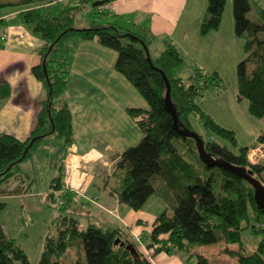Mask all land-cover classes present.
Instances as JSON below:
<instances>
[{"label":"trees","instance_id":"16d2710c","mask_svg":"<svg viewBox=\"0 0 264 264\" xmlns=\"http://www.w3.org/2000/svg\"><path fill=\"white\" fill-rule=\"evenodd\" d=\"M24 1L0 3V7ZM95 1L48 0L41 5L29 6L10 19L12 23H22L45 41L41 51L42 61L33 67V72L43 81L47 96L42 101L37 124L26 140L0 133V196L9 192L7 184L17 175L14 168L30 157L32 149L43 138L55 136L67 143L73 141V113L65 97L68 73L63 60L57 55L66 49L69 38L97 39L118 52L117 70L127 77L149 104L147 108L129 110L133 116L140 118L138 122L144 136L138 144L123 152L119 166L124 172L120 180L112 184V193L117 194L120 202L139 209L158 192L156 178L166 179L169 190L175 188V198L158 215L147 237V247L155 252L171 253L189 249L196 243L213 244L222 239L227 251L238 257V264H264V208L255 200L254 187L230 170L204 163L199 156L197 141L179 132L171 112L166 108L167 82L164 73L171 82V95L180 127L195 130L190 119L195 114L208 132L227 138L238 146L235 130L217 122L200 103L199 98L208 79L198 69L190 82L174 75V69L185 59L173 43H168L161 55L156 60L152 59L151 63L147 52L153 37L146 32L124 29L108 21H94L88 27H76L77 12ZM226 1L211 0L201 23L202 34L219 29ZM98 7H95V13L104 14ZM251 10V0H234L236 34L244 38L245 47L250 51L248 57L238 64L239 92L249 100L251 113L264 118V35L261 37L264 23L250 19L248 14ZM259 13L264 18L263 7ZM250 64L253 67H249ZM176 138H183L188 148L196 153L198 161L208 170L207 175H201L197 165L184 155L174 143ZM260 142H264V131L253 146L242 145L236 151L217 139L205 141L210 154L251 169L254 176L263 181L264 164L253 163L249 158L250 149ZM60 168L62 170L63 166ZM63 176L61 172L53 179L54 189L48 194L49 200H56V191L61 189ZM217 177L221 178V191L218 194L215 191ZM20 189L23 187L14 191L21 192ZM166 193L165 196L172 200L173 192ZM62 205L63 212L55 217L39 264H63L62 256L77 238L81 239L85 253L79 257L77 264H154L121 228H102L94 223L85 228L76 213L68 207V201ZM5 206L6 202L0 198V212ZM251 215L260 220L253 224V228L262 234V239L255 251L248 252L243 242V232L252 225ZM217 229L221 230V236ZM117 239L120 241L117 242ZM127 240L137 247L139 254L128 249L127 243L122 244ZM237 243L238 249H230ZM197 262L209 264V259L198 253ZM0 264H32L26 250L7 234L1 221Z\"/></svg>","mask_w":264,"mask_h":264},{"label":"crops","instance_id":"0c3cea01","mask_svg":"<svg viewBox=\"0 0 264 264\" xmlns=\"http://www.w3.org/2000/svg\"><path fill=\"white\" fill-rule=\"evenodd\" d=\"M110 3L111 7L104 11L109 14L101 15L103 22H112L138 33L146 32L153 37L149 50L157 58L168 43H173L184 59L191 63L190 66L196 67L194 73L198 69L207 76L210 72L225 71L224 62L229 49L232 50L228 39L232 41L239 36L233 28L223 31L222 27L208 34L201 33L200 23L209 10L211 0H111ZM23 9L0 14V36H5L4 42L0 43V133L26 140L37 124L47 89L33 72V67L42 61L41 51L45 41L22 23L10 22ZM85 25L88 27L91 23ZM69 47L67 44L69 56L65 68L69 84L65 97L73 113L74 134L63 156V168L57 174L62 172L64 175L58 195L68 201L69 208L71 205L83 207L82 211L88 212L91 223L102 228H121L131 239L141 236L144 239L142 232H135L116 213L122 202L117 194L112 193L111 187L124 172L119 166L123 152L134 146L125 148L124 144L139 138L142 140L144 136L138 122L140 118L133 116L129 110L148 106L131 101L137 88L117 70L118 52L115 49L97 39L82 38L74 40ZM173 73L175 75V70ZM96 141H103L104 147H97ZM99 178L103 183L99 182ZM12 179L7 184L9 192L1 196H17L27 190L23 186L21 192L14 191L17 187H14ZM52 185L53 181L46 194L47 199L54 189ZM92 186L105 190L104 194H89ZM93 204L111 216L94 220ZM112 216L124 225L118 226ZM145 244L139 249L154 263L153 254L156 252Z\"/></svg>","mask_w":264,"mask_h":264},{"label":"rangeland","instance_id":"374dc122","mask_svg":"<svg viewBox=\"0 0 264 264\" xmlns=\"http://www.w3.org/2000/svg\"><path fill=\"white\" fill-rule=\"evenodd\" d=\"M17 1L18 0H0V3ZM46 1L48 0H26L16 5H3L0 7V14L17 8L26 9L29 6L41 5L46 3ZM69 1L75 2V0ZM251 5L252 10L248 14L249 18L264 23V18H262L259 13L264 5V0H251ZM101 6L102 5L98 7V10H100ZM107 11H103L104 14L108 15L109 13ZM102 19L103 17L101 15L95 13V6L93 3H90L77 12L75 26L85 27V24L93 23L94 21L101 22L103 21ZM201 23L199 27L200 30ZM235 27L234 0H227L224 6L220 28L223 31L233 28V31L236 32ZM263 35L264 32H262L261 37H263ZM78 38L79 37L69 38L67 40L68 46L71 47L73 41ZM235 40L233 39L231 41L228 39V46L231 45L232 50L230 51L229 49L228 57L226 56L224 62L225 71L220 73L210 72L205 76V79H208V84L203 88V94L199 100L205 111L211 114L217 122L229 129L235 130L238 146H235L227 138L215 136V133L211 131L208 132L203 122L195 114L192 115L190 119L195 131L202 134L205 141L217 139L236 151L242 145L253 146L257 143V141H254L258 139V134L264 130V118L255 117L250 111L249 100L240 95L238 64L244 58L248 57L250 51L245 47L244 38L237 37ZM150 55L152 59H157L151 52ZM57 56L63 60L65 67H67V56H69V54L66 49L59 52ZM190 64L189 61L184 60L182 64L174 69L175 75L181 76L185 81L190 82L195 75L194 70L196 69L195 66H190ZM251 66L253 67V64L249 65V67ZM136 90V96L132 97L131 101L136 105L148 106L149 104L146 98L138 89ZM140 141L141 138L132 142L128 141L123 147L126 148L132 144L136 145ZM174 143L184 152V155L190 162L197 165L198 169L201 170V175H207L208 170L198 161V156L188 148L183 138H176ZM95 145L99 148H103L104 142L96 141ZM69 146L70 143L65 142L62 138H56L55 136L43 138L32 149L30 157L20 163L18 167L14 168L17 173L12 179V182H15L13 184L14 187L20 188L25 186L27 190L21 195L0 197L6 202L5 208L0 212V221L4 225L7 234L13 237L16 242L26 250L32 264L40 263L46 237L53 227L52 224L56 219L55 217L63 212L62 204L65 203V199L59 197L58 193L60 189L56 191L57 196L55 201L47 199L46 194L50 190L51 182L54 177L61 170L60 167L63 164V156L67 153L66 150ZM220 179L221 178H218L215 183V191L217 194L221 191ZM31 181L32 183L29 185L28 183ZM99 182L103 183L101 178H99ZM155 185L158 188V192L152 195L143 207L136 209L126 203H122L116 212L126 220L127 224L131 225L135 232H142L144 234V239L142 236L139 237L141 238L140 242L136 238L132 239V242L136 243L141 248L148 242L147 237L150 234L151 226L156 216L165 209V206H169L171 201L175 198V188L169 190L170 186L167 184L166 179L156 178ZM97 189V186H92L89 190V194L95 192L101 195L104 194L105 190L100 191ZM166 191L173 192V197L170 198L172 200H169L165 196V194H167ZM113 202L115 203V201ZM85 203L87 202L85 201ZM82 208L83 207L80 205L70 206L71 210L79 214L77 217H79L82 226L86 228L92 221L90 222L89 220L91 217H89L88 212H83ZM91 209L95 214L94 216H96L94 220H98L101 216H111L107 212H103L102 208L95 204L92 205ZM251 216L252 221L250 224L252 225L243 232V242L248 252L255 251L262 239V234L256 232L253 228V224L260 222V220L254 215ZM113 220L118 226L124 225L114 217ZM217 233L220 236L222 235L219 229H217ZM238 247L239 244L237 243L231 246L230 249L236 250ZM198 253L205 255L209 259V264H238V257L227 251V247L222 239L213 244L196 243L191 245L189 249L173 251L171 253L166 251L156 252L153 254V261L155 264H198ZM84 254L82 241L80 238H77L74 240L73 245L62 256L63 264H77L79 257L84 256Z\"/></svg>","mask_w":264,"mask_h":264},{"label":"water","instance_id":"95a60500","mask_svg":"<svg viewBox=\"0 0 264 264\" xmlns=\"http://www.w3.org/2000/svg\"><path fill=\"white\" fill-rule=\"evenodd\" d=\"M108 1H111V0H96L95 2H93V5L95 7L100 6V5L105 4ZM147 54H148V59L150 60L151 63H153L149 50H148ZM46 75H48L47 71H46ZM164 77H165L166 82H167V93H166V98H165L166 99V108L169 112H171V114L173 116L175 127L179 130V132L182 135L192 137L197 141L199 156L203 160V162L206 163L208 166L221 167V168L230 170V171L238 174L240 177L244 178L245 180H247L255 189L254 197H255L257 204L260 207L264 208V184L261 180H259L258 178H256L254 176V173L251 169H247V168L242 167V166H237V165L232 164L226 160L216 158L215 156H213L212 154H210L207 151L205 140L197 131H195L191 128H187V127L183 128V127L179 126V124H178L179 115H178L177 109L174 106V102H173L172 95H171V92H172L171 82L169 81V79L165 73H164ZM33 142H34V140L30 143V145L28 146V149H30ZM118 241H119V239H117V242ZM124 243H127V248L130 249L132 252L139 254V250L137 249V247L133 243H131L128 240L126 242H122V244H124Z\"/></svg>","mask_w":264,"mask_h":264},{"label":"built area","instance_id":"2783aa9c","mask_svg":"<svg viewBox=\"0 0 264 264\" xmlns=\"http://www.w3.org/2000/svg\"><path fill=\"white\" fill-rule=\"evenodd\" d=\"M111 7L110 1L106 2L104 5L101 6L100 10L105 11L106 9ZM5 36H0V43L4 42ZM249 158L253 163H263L264 164V142H260L252 147L249 151ZM263 177V184H264V172L262 174ZM136 239L141 241V238L136 237Z\"/></svg>","mask_w":264,"mask_h":264},{"label":"bare ground","instance_id":"6f19581e","mask_svg":"<svg viewBox=\"0 0 264 264\" xmlns=\"http://www.w3.org/2000/svg\"><path fill=\"white\" fill-rule=\"evenodd\" d=\"M91 156V155H90Z\"/></svg>","mask_w":264,"mask_h":264}]
</instances>
